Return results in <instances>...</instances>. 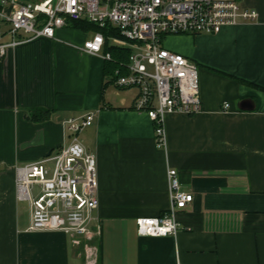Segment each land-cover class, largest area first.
<instances>
[{
	"label": "crops",
	"instance_id": "1",
	"mask_svg": "<svg viewBox=\"0 0 264 264\" xmlns=\"http://www.w3.org/2000/svg\"><path fill=\"white\" fill-rule=\"evenodd\" d=\"M238 1L258 12L256 23L168 38L183 46L167 50L199 68L202 111L166 116L165 149L134 109L137 92L111 82L114 63L83 51L96 32L70 23L55 39L8 51L0 60V264H264V0ZM112 46L109 37L103 54ZM90 113L79 141L97 160L100 234L75 245L62 232H30L16 168L57 155L70 144L68 120ZM170 170L193 195L177 212L181 230L139 236V218L170 210Z\"/></svg>",
	"mask_w": 264,
	"mask_h": 264
},
{
	"label": "built area",
	"instance_id": "2",
	"mask_svg": "<svg viewBox=\"0 0 264 264\" xmlns=\"http://www.w3.org/2000/svg\"><path fill=\"white\" fill-rule=\"evenodd\" d=\"M258 19L256 10L238 0H0V60L25 43L55 39L56 32L70 23L86 21L100 29H115L121 37H111L113 45L131 52L127 73L117 72L115 84L137 92L134 109L148 115L156 127V146L165 149L166 116L195 115L202 107L198 66L165 49L163 40L217 35L225 27ZM105 42L103 34L97 33L82 49L111 61L110 54H103ZM94 120V113L68 120L67 147L54 157L16 168L17 201L30 206V232H62L75 245L100 234L97 160L79 141V134ZM168 181L170 210L161 217L139 218V236H177L181 230L177 212L193 202V195L181 191L176 170L168 172Z\"/></svg>",
	"mask_w": 264,
	"mask_h": 264
},
{
	"label": "trees",
	"instance_id": "3",
	"mask_svg": "<svg viewBox=\"0 0 264 264\" xmlns=\"http://www.w3.org/2000/svg\"><path fill=\"white\" fill-rule=\"evenodd\" d=\"M72 24L75 28L80 29V30L94 31L96 33L103 34V36L106 39L105 46H107L109 37H117V38L121 37L115 29H111L108 27L105 29H100L98 26H96L94 24H90L86 21L74 22ZM105 46H104V48H105ZM104 48H103V50H104ZM108 50L109 51L106 54L111 55V58H112L111 62L114 63V65H113V68H114L113 69L114 70L113 76H114V78L111 81L113 83L118 78L117 72H119L120 75H125L127 73L126 66L129 63V57H130L131 52L128 48L122 49V48H118L116 46H112V47L108 48ZM34 119L39 120L36 114L34 115Z\"/></svg>",
	"mask_w": 264,
	"mask_h": 264
},
{
	"label": "rangeland",
	"instance_id": "4",
	"mask_svg": "<svg viewBox=\"0 0 264 264\" xmlns=\"http://www.w3.org/2000/svg\"><path fill=\"white\" fill-rule=\"evenodd\" d=\"M180 36H182V35H178V36H174V37H180ZM170 37H172V36H167L162 42L163 43V47L165 49H166L167 45L175 46L177 48H180V47L183 46V43L180 41V39H173L174 37L171 38V39H168ZM48 167H49L50 170H52L54 168V162L49 163Z\"/></svg>",
	"mask_w": 264,
	"mask_h": 264
}]
</instances>
